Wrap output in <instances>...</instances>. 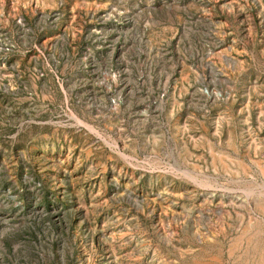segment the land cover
<instances>
[{
  "label": "rangeland",
  "instance_id": "374dc122",
  "mask_svg": "<svg viewBox=\"0 0 264 264\" xmlns=\"http://www.w3.org/2000/svg\"><path fill=\"white\" fill-rule=\"evenodd\" d=\"M0 264H264V0H0Z\"/></svg>",
  "mask_w": 264,
  "mask_h": 264
}]
</instances>
